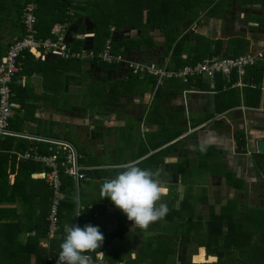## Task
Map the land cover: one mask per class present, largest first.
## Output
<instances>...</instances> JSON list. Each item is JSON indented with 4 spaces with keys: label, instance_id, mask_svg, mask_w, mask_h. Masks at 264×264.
<instances>
[{
    "label": "crops",
    "instance_id": "obj_1",
    "mask_svg": "<svg viewBox=\"0 0 264 264\" xmlns=\"http://www.w3.org/2000/svg\"><path fill=\"white\" fill-rule=\"evenodd\" d=\"M30 1L0 0V60L5 56L9 45L22 37V9ZM85 1L78 0L73 14L67 12L68 15L74 16L72 20L61 22L58 21L59 16H56L54 10V5L59 0H46L44 10L40 11L48 14L40 17L41 20L44 17V20L39 24L40 29L36 25V35L52 38L58 30L62 32L64 29L65 40L71 49H93L91 43L94 37V23L91 15L82 9ZM216 1L218 0H212ZM236 1L241 8L235 13L231 9L232 4L229 7L225 5L221 11L213 13L208 12L211 6L198 5L191 15L178 17L180 11L170 15L178 20L172 26L165 27L157 26L160 23L154 20L155 17H152L151 13L150 17L148 16L149 13L142 8L144 4L137 10L129 9L127 5L119 10L118 4L112 9L114 0H110L111 12L115 16L124 14L125 19L121 21V25H111V34L102 48L109 40L110 44L114 45L115 52L126 60L157 68L179 69L182 65H192L204 58L216 56V40L221 41V53L225 52L230 44H236L235 48L240 49V54L250 53L256 56L255 63L246 67L241 85L236 84L238 77L235 74H232V77L216 74L213 79L198 76L190 78L188 82L168 78L163 80V84L154 86L153 76L133 73L125 62H116L101 68L91 63L92 60H76L73 69L57 68L58 74H54L52 66L57 64L58 67H64L56 56L46 54L45 58H38L31 54L33 58L30 60L34 59L37 69L29 76L22 74L21 85H29L31 95L44 93L45 96L36 101L37 105L33 109L35 118L25 115L27 120L21 122L19 119L25 109L21 108L17 100H13V91L12 101L18 104L15 109L20 110L18 112L14 109L11 116L14 119L15 113L18 115L14 122L16 121L15 125L19 126V130H13L18 134L16 137L48 143V154L40 153L35 148L16 152L17 159H30L42 164V169L32 172L31 177L42 178L37 174L49 171V168L42 161L34 159V156L56 154L58 161H65L70 151L57 141L70 146L78 160H83L79 164L81 172L84 169L99 170L93 177L86 174L84 179L72 177L75 181V213L78 205L79 214V199L88 203V210L95 205V212L91 215L94 219L92 225L101 230L115 229L117 216L115 211L111 212L116 217V226L108 227L111 217H107V214L110 210H116V207L109 198L101 199L100 187L105 177L115 175L117 170H122L118 168L119 165L130 161H136L141 168L153 171L161 169L159 179L164 182L167 193L172 191L171 187L174 188L178 204L186 192L194 195L192 190L185 187L193 175L205 178V181L207 179L204 185L208 187L209 195L210 192L213 194L221 191L228 194L262 192L264 153L256 150V140L264 136V7L260 2L251 4L247 1ZM257 5L263 7V10L260 8L259 12L255 13L250 7ZM230 13L234 15L230 16ZM140 15L141 21H138ZM36 17L38 20L37 14ZM50 22L53 23L49 35H46ZM81 39L83 42L80 44L78 40ZM257 64L263 67L262 78L258 85L259 90L252 91L256 85L251 71L247 72V69ZM43 73L47 75L46 80L43 79ZM72 82L76 84L74 88ZM103 84L106 88L110 86L111 102H102L108 92L107 89H100ZM50 92H55L56 96L61 98L57 104H51L48 100ZM70 96L75 100L83 99L84 104H68L64 99L68 100ZM25 103L32 104L33 101L25 100ZM71 138L75 139L77 147ZM118 139L120 143L115 145L114 141ZM134 139L137 141L133 145L138 148H126L132 145ZM104 145L115 147L108 151L112 156L111 162L97 163L94 157L104 152ZM202 145L204 151H201ZM88 147L92 150H88ZM97 151L101 152L96 155ZM122 153H127L128 156L122 157ZM24 154H30V157L24 158ZM206 163L218 164L221 169H210L213 166L206 167ZM61 169L65 173V167L60 166L58 176ZM194 171L200 174H195ZM228 176L234 180L230 177L229 182ZM9 178L12 182L13 174H10ZM91 198L94 200L90 201ZM201 203H206V200L201 199ZM126 217L125 215L124 222L130 231V240L126 245L122 240H115L114 244L126 246L130 257L134 258L135 254L142 250V245L138 248L134 244L135 240H138L135 234L139 236L141 229L133 226L134 223L129 227ZM222 229L225 230L226 227L223 226ZM203 249L206 250L205 247ZM203 249L195 256V260L204 258ZM97 257L103 260L106 255L101 250L96 253L95 258ZM212 257L216 262L217 256ZM114 263L122 264L118 261ZM104 264L109 262L106 260Z\"/></svg>",
    "mask_w": 264,
    "mask_h": 264
},
{
    "label": "trees",
    "instance_id": "obj_2",
    "mask_svg": "<svg viewBox=\"0 0 264 264\" xmlns=\"http://www.w3.org/2000/svg\"><path fill=\"white\" fill-rule=\"evenodd\" d=\"M244 1L251 4L260 2L264 7V0H241V2ZM44 2H46V0H36L37 5L35 12L38 16L37 28L40 22L44 20V17L42 20L40 17L48 14L47 12L40 11L42 9L44 10ZM109 2L110 0H86L85 6L82 7L83 10H86L89 15H91L94 23V37L91 43L94 51L101 50L105 40L109 38L111 34V25H121V21L125 19L124 14L115 16L114 13L111 12L110 7H107ZM231 3V0H218L216 2H212V0H114L112 9H114L115 4H118L117 8H119V10L124 9L125 5H127L129 9L132 8L137 10L144 4L142 8H145L147 14L149 13L148 16L150 17L151 13L152 17H155L154 20L160 23L157 26L165 25V27H169L178 20L177 17H175V19L170 15L177 14L178 11L181 12L178 17L186 14L191 15L195 12V6L206 4L208 7L211 6L208 12L213 13L215 11H221V8L225 7V5L228 7L231 6ZM67 5L68 0H59V2L54 5V7H56L54 9L57 14L56 16H59L58 21L67 22L74 17L73 15L67 14ZM137 20L141 21V15L138 16ZM52 23L50 22L49 31L46 35H49ZM175 27H177V23ZM78 41L81 44L83 39ZM220 42V40H216L215 43L216 56L220 54L221 56L240 54V49L238 47L235 48L236 44H230L227 50L221 53ZM111 49L113 51L116 50L114 45H111ZM32 58L33 56L28 52L24 53L19 58V62H22V70L17 73L11 84L12 91L15 93L13 100H17L21 104V108L25 109V113H23V116L19 119L21 122L27 120V117L35 118L33 117V109L37 105L36 101L45 96L44 93L43 95H31V87L26 83L21 85V75L29 76L37 69L35 61H33L34 59L30 60ZM57 58L64 67H58L57 64L52 66L54 70H52V72H54V74H58L57 68H60V70L63 68H74L76 60L62 57ZM91 63L101 68H104V65L109 66V64L97 61L96 59L92 60ZM99 63L101 64L99 65ZM262 70L263 67L258 64L247 69V72L251 71L256 85V88L251 89L252 91H258L260 88L258 85L261 83ZM230 77H232V75ZM46 78V73L45 75L43 73V79L46 80ZM152 83L155 86V78ZM230 83L232 82L230 81ZM100 89H102V91L107 89L108 91L105 97L102 98V102H111L112 95L109 93L110 86L106 88L103 84ZM54 93H51V96L48 98L51 104H57L58 101L61 100V98H58L56 93ZM25 100H32L33 103H25ZM19 110L20 108L18 112ZM25 115L27 117H25ZM16 116L18 115L15 113V118ZM15 118H11L9 126L12 130H19V126L15 125ZM30 148H35L40 153H49L47 149L48 143L16 136H4L0 138V264H56L59 252L61 251L60 244L63 242L66 235L64 225H73L74 223L76 210L75 181L72 176L67 175L61 169L59 171L61 193L57 210L58 228L53 236L48 237V215L53 198L52 187L44 178L31 177L32 172L42 169L41 163L33 162L30 159H17L16 152L29 150ZM77 153L80 154L79 152ZM82 162V159L78 160L79 164ZM83 172L93 177L99 170L84 169ZM10 174H13L12 182L9 178ZM192 196L193 195L186 192L179 202L178 208H174L173 203L177 195L174 190L167 193L166 197H168L169 200H166V203H168L169 212L164 219L168 224L167 227H169L168 230L170 233H182V236L188 237L191 228L201 227L204 223L203 226H205V229L203 231V236L208 237L201 239L197 246L205 247L209 255L217 256V260L214 264H264V197L261 204H256V206L251 209L240 211L238 217H234L233 215L227 217L224 213L211 212L209 218L203 222L202 220L195 221L193 218L192 209L189 205ZM94 206L95 205H93L91 210H88V203L79 199L80 215L77 216V225L81 227L86 224L92 225L94 219L91 215L95 212L96 207ZM184 212H187L186 215L188 216L185 219L187 228L183 231L182 228L179 229V227H175L172 222L176 217L182 218ZM233 212L235 214V211ZM114 214L117 216V227L112 230L100 229L105 237L101 248L96 252L87 254L92 257L93 264L96 259V253L101 250L104 251L109 264H115L114 262L117 261L122 262V264H139L141 262L140 260L143 258H139L140 256L131 258L129 251L126 249V246H124L129 242L131 236L124 222L125 214L117 208ZM223 226L226 227L225 230L222 229ZM181 227L183 226L181 225ZM159 235H154L155 237L158 236L157 252H160L161 256H163L162 259H164V262L162 264H170L167 261L171 255L175 256L176 249L174 245H172L169 235L168 237L162 234ZM115 240H122L124 245L116 246L114 244ZM43 244H47L48 247ZM109 247L111 248L109 249ZM174 262H176L175 259ZM179 264L194 263L190 261H181Z\"/></svg>",
    "mask_w": 264,
    "mask_h": 264
},
{
    "label": "built area",
    "instance_id": "obj_3",
    "mask_svg": "<svg viewBox=\"0 0 264 264\" xmlns=\"http://www.w3.org/2000/svg\"><path fill=\"white\" fill-rule=\"evenodd\" d=\"M77 5L78 0H70L67 6L68 14H73ZM35 9V0H31L23 7L21 16L24 33L21 38H18L9 45L5 56L0 60V138L18 135L9 127V121L14 109L18 107V104L12 101L13 91L11 84L21 69L19 58L27 52L38 58H45L46 54H51L56 57L74 60L90 61L96 59L106 64L125 62L131 72L139 75L149 74L153 76L156 79V86L163 84V80L168 78L188 82L190 78L198 76H207L213 79L216 74L228 77L235 74L238 77L236 84L241 85V78L245 74L246 67L253 65L256 61V56L250 53L236 56H213L204 58L192 65H184L179 69H164L141 62L126 60L121 54L111 49L109 40L106 41L105 46L99 51H94V49L73 50L65 40L64 29L61 30L62 32H56L53 38H43L36 35L37 17ZM57 143L66 146L70 151L66 155L65 161H58V155L56 154L51 156H34V159L42 161L49 168L48 172H40L37 175L45 178L53 188V199L48 215V237L53 236L58 228L57 210L59 204L58 198L60 196L59 187L61 184L58 176L59 167L64 166L65 173L76 179L85 178V174L81 172L78 158L72 148L62 141H57ZM25 157H30V154H24ZM43 245L47 246V244ZM94 263L104 264V261L102 258L97 257Z\"/></svg>",
    "mask_w": 264,
    "mask_h": 264
},
{
    "label": "rangeland",
    "instance_id": "obj_4",
    "mask_svg": "<svg viewBox=\"0 0 264 264\" xmlns=\"http://www.w3.org/2000/svg\"><path fill=\"white\" fill-rule=\"evenodd\" d=\"M222 4V3H221ZM231 9L233 11V13H235V11L237 9H240L241 6L237 3L236 0H234L232 3ZM261 5V4H260ZM251 6V10H253V12H259L260 8L263 7L261 6ZM111 6L110 3L107 4V7L109 8ZM249 8V9H250ZM264 11V10H263ZM230 13V16H233L234 14ZM60 29V27L58 28ZM60 31V30H58ZM53 38V37H52ZM86 62H88L89 60H84ZM68 74V73H67ZM75 81V80H74ZM72 88H74V86L76 84H74L73 82L71 83ZM74 91V90H73ZM67 97V96H66ZM66 102L71 105L73 104H77L82 103L83 99L80 100H75V98H72L70 96V99L67 100L65 98ZM84 100H86L84 98ZM15 111H18L17 109H15ZM135 138V137H134ZM74 138H71V141H73V143L75 144V147H77L76 143H75V139L72 140ZM120 140H116L114 141L115 145H119ZM125 141V140H124ZM137 141V139L132 140V145H130L129 147L126 148H131V149H137L138 147L133 145L135 144ZM105 146V147H104ZM103 146V151L102 153H100L101 151H97V154H101L97 157H94V159H96L97 163H108L111 162L110 158H112L111 155L108 154L109 149H114L115 147H109V145H104ZM125 146V145H123ZM79 149V148H78ZM88 150H92L90 147L87 148ZM95 149H98L95 147ZM124 150V148H123ZM115 152H118V150H115ZM128 156L127 153H122V157L124 156ZM116 157V156H115ZM264 163V162H263ZM208 165V166H207ZM210 169H214V170H220V165L218 164H210V163H206V167H212ZM199 171V170H198ZM263 171H264V166H263ZM195 174H200L197 171H194ZM264 175V172L262 173ZM194 177L192 179H190L189 183L187 182L188 185H185V187L187 186V189L192 190L194 194L192 196V198L190 199V207L192 208V213H193V218L195 221L198 220H202L203 222H205L206 219H208V214L210 215L211 212L214 213H224L227 217H231V215H233L234 217H238V213L240 211H245L246 209H251L254 206H256V204H261L263 197H264V190H262V192L260 191L257 194H244L243 192L240 193H230L228 194L227 192H219L216 193L214 192L213 194L209 195L208 191V187L206 185H204V183H207V179L206 181L204 180L205 178H201V177H197L196 175H193ZM231 176H228V181L230 182L231 180H234L233 177H231L232 179L230 180ZM264 177V176H263ZM172 180V179H170ZM169 180V181H170ZM174 182V181H173ZM242 182V181H241ZM174 188L171 187V190H173ZM181 189V188H180ZM214 190V188H213ZM100 194V193H99ZM209 195V196H208ZM230 198H233L232 200H230ZM180 199V198H178ZM201 199H205L206 203H201ZM94 198H91L90 201H93ZM166 200H169L168 197H163L162 203H166ZM89 201V200H88ZM228 202V203H227ZM241 203V204H240ZM168 204V203H166ZM178 201L176 202V200L173 203V207L178 208ZM213 205V207L211 206ZM221 206V208H220ZM221 209V210H220ZM238 209L240 211H238ZM115 211L114 210H110V212H108L107 217H111V219L109 218V223L110 226L108 227H115L116 226V217H114V215L111 214V212ZM235 211V214L234 212ZM183 214V213H182ZM181 214V215H182ZM187 212H184L183 217H176L174 218V221L172 222V224H175V227H179L182 228V230L184 231L186 227L185 224V219L187 218L188 215H186ZM126 223L129 225V227H131V224L134 223L132 221H129L126 217ZM181 225L183 227H181ZM204 225V223H203ZM201 226V227H195V228H191L190 230V235L188 237H184L182 236V233L180 234H174V233H170V231L168 230L169 227L167 222L163 219L161 221L155 222L153 224L150 225V227L145 231V230H141V233L138 234L136 233L135 236H137L138 240H135L134 244H136L138 246V248L142 245V251H138L137 254H135V257H139V258H143L142 260H140L141 262L139 264H162L164 262V259H162L163 256H161L160 252H157V246H158V236L155 237L154 235H159L162 234L163 236H170L171 238V243L172 245H174L176 252H175V256H170V258L172 259H168V263L170 264H174V259L176 260L177 263L179 262H188L190 261L191 263H196V264H214L215 260L214 258L209 255L206 250L203 249V247H198L197 244L199 243V241L203 238H205L203 236V231L205 229V226ZM160 236V235H159ZM150 245V246H148ZM203 249V256L204 258L199 257V259H194L196 255H199L200 251ZM174 258V259H173ZM96 260V259H95ZM94 260V261H95ZM106 257L103 258V261H106Z\"/></svg>",
    "mask_w": 264,
    "mask_h": 264
},
{
    "label": "clouds",
    "instance_id": "obj_5",
    "mask_svg": "<svg viewBox=\"0 0 264 264\" xmlns=\"http://www.w3.org/2000/svg\"><path fill=\"white\" fill-rule=\"evenodd\" d=\"M204 150L202 145L201 151ZM118 168L122 170L105 177L100 187L101 199L109 198L129 221L134 222L133 226L146 231L169 212L167 204L160 202L167 195V188L159 179L162 170L141 168L136 161L119 165ZM64 231L66 235L60 244L56 264H93L92 257L87 253L96 252L105 239L99 227L66 224Z\"/></svg>",
    "mask_w": 264,
    "mask_h": 264
},
{
    "label": "water",
    "instance_id": "obj_6",
    "mask_svg": "<svg viewBox=\"0 0 264 264\" xmlns=\"http://www.w3.org/2000/svg\"><path fill=\"white\" fill-rule=\"evenodd\" d=\"M256 150L260 153H264V136L261 138H258L256 140ZM77 214H78V205H77V211L75 213V219H74V225H77Z\"/></svg>",
    "mask_w": 264,
    "mask_h": 264
}]
</instances>
